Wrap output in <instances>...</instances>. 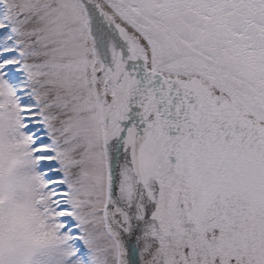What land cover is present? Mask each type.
<instances>
[{"label":"snow or ice","instance_id":"obj_1","mask_svg":"<svg viewBox=\"0 0 264 264\" xmlns=\"http://www.w3.org/2000/svg\"><path fill=\"white\" fill-rule=\"evenodd\" d=\"M0 264H264V0H0Z\"/></svg>","mask_w":264,"mask_h":264}]
</instances>
